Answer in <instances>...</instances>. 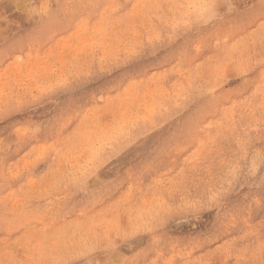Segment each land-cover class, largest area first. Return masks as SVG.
<instances>
[{"label": "rangeland", "instance_id": "374dc122", "mask_svg": "<svg viewBox=\"0 0 264 264\" xmlns=\"http://www.w3.org/2000/svg\"><path fill=\"white\" fill-rule=\"evenodd\" d=\"M0 264H264V0H0Z\"/></svg>", "mask_w": 264, "mask_h": 264}]
</instances>
